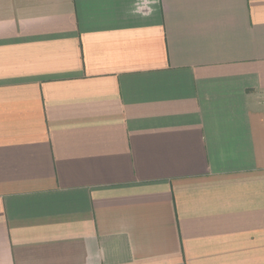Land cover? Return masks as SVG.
Wrapping results in <instances>:
<instances>
[{
  "label": "crops",
  "instance_id": "0c3cea01",
  "mask_svg": "<svg viewBox=\"0 0 264 264\" xmlns=\"http://www.w3.org/2000/svg\"><path fill=\"white\" fill-rule=\"evenodd\" d=\"M0 264H264V0H0Z\"/></svg>",
  "mask_w": 264,
  "mask_h": 264
}]
</instances>
